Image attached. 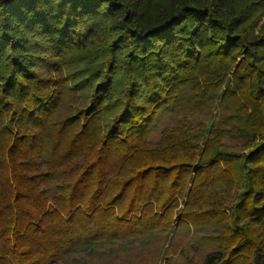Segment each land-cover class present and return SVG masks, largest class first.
Segmentation results:
<instances>
[{
  "label": "trees",
  "instance_id": "1",
  "mask_svg": "<svg viewBox=\"0 0 264 264\" xmlns=\"http://www.w3.org/2000/svg\"><path fill=\"white\" fill-rule=\"evenodd\" d=\"M264 264V0H0V264Z\"/></svg>",
  "mask_w": 264,
  "mask_h": 264
},
{
  "label": "rangeland",
  "instance_id": "2",
  "mask_svg": "<svg viewBox=\"0 0 264 264\" xmlns=\"http://www.w3.org/2000/svg\"><path fill=\"white\" fill-rule=\"evenodd\" d=\"M159 264H161V263H159Z\"/></svg>",
  "mask_w": 264,
  "mask_h": 264
}]
</instances>
